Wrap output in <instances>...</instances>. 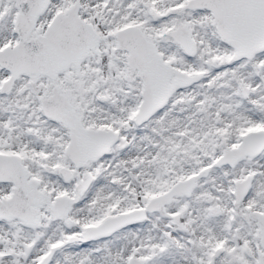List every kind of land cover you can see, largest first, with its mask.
<instances>
[{
    "label": "snow or ice",
    "instance_id": "1",
    "mask_svg": "<svg viewBox=\"0 0 264 264\" xmlns=\"http://www.w3.org/2000/svg\"><path fill=\"white\" fill-rule=\"evenodd\" d=\"M0 264H264V0H0Z\"/></svg>",
    "mask_w": 264,
    "mask_h": 264
}]
</instances>
